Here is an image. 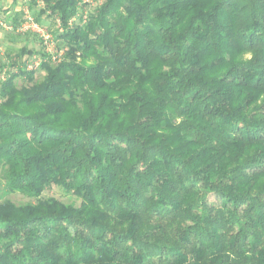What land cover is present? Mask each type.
I'll list each match as a JSON object with an SVG mask.
<instances>
[{"label": "trees", "instance_id": "trees-1", "mask_svg": "<svg viewBox=\"0 0 264 264\" xmlns=\"http://www.w3.org/2000/svg\"><path fill=\"white\" fill-rule=\"evenodd\" d=\"M43 3L66 49L0 82V170L79 204L1 202L0 264H264V0Z\"/></svg>", "mask_w": 264, "mask_h": 264}, {"label": "rangeland", "instance_id": "rangeland-1", "mask_svg": "<svg viewBox=\"0 0 264 264\" xmlns=\"http://www.w3.org/2000/svg\"><path fill=\"white\" fill-rule=\"evenodd\" d=\"M38 1L40 0H0V17L8 19V16L14 13V8H20V7H23L24 5H27V6L29 5L28 6L29 10L31 14L35 17V15L40 10V8L43 7V3L41 5ZM101 1L102 0H92L91 4L85 6L81 10L86 11L88 8L92 9L95 5L99 4ZM47 15H48V12L43 13L40 16L39 23H41L42 25H45L49 30L51 31L53 30L52 32L54 33V31L57 29L56 19H54L53 17L47 16ZM56 43H57V46L61 45V41L59 40L56 41ZM25 44L29 46L30 47L29 49H32L33 52H38L41 48L40 41L37 35L35 34H32V33L14 34L10 32L0 31V46H1L0 75L6 69V72H7L6 78H8V73L11 72L13 68H15V70H13L14 72L17 71L16 68L21 69L19 68L21 64V60L25 57L19 58L17 55L19 53V50L23 46H25ZM7 60L9 62H7ZM47 63L55 64L57 62L49 61ZM40 67L41 66H39L35 70H32L33 78L31 81L28 80L27 77H25L24 75H18L14 79L15 84L17 86L30 85L33 82H38L42 80L45 74V70ZM30 71L31 70H29L28 72ZM2 81L4 80L0 79V82ZM48 197H55L66 204L68 203H74L76 205L79 204V200L73 194L64 192L61 188H59L58 186L54 184L47 187L38 198L44 199ZM38 198L29 197L20 192L8 191L5 187V180H4L3 173L0 170V203L8 200L16 205H23L27 203H35L38 200ZM208 200L211 202H214L215 197L212 194H209Z\"/></svg>", "mask_w": 264, "mask_h": 264}, {"label": "built area", "instance_id": "built-area-1", "mask_svg": "<svg viewBox=\"0 0 264 264\" xmlns=\"http://www.w3.org/2000/svg\"><path fill=\"white\" fill-rule=\"evenodd\" d=\"M41 5L43 0L38 1ZM83 3L91 4L92 0H83ZM44 5V3H43ZM22 13V20L14 23L6 18L0 17V31L10 32L14 34L32 33L37 35L40 41V52H34L21 60L20 67L24 71L35 70L43 62H59L63 58L65 47H58L54 34L48 28L39 24L34 16L31 14L29 7L24 5L20 7ZM85 14V11H84ZM85 17V15H84ZM77 19L74 16L70 19L69 24H72ZM56 27L60 29L59 19H56ZM1 49V46H0ZM18 69V68H16ZM6 69L1 73L0 79L5 80Z\"/></svg>", "mask_w": 264, "mask_h": 264}, {"label": "crops", "instance_id": "crops-1", "mask_svg": "<svg viewBox=\"0 0 264 264\" xmlns=\"http://www.w3.org/2000/svg\"><path fill=\"white\" fill-rule=\"evenodd\" d=\"M29 6V5H28ZM16 12H21V10H20V8H14V13H16ZM13 13V14H14ZM42 25V24H41ZM42 26H44V27H46L45 25H42ZM47 28V27H46ZM25 46H27L26 44H25ZM27 48L29 49L30 47L29 46H27ZM34 53V52H33ZM30 54H32V53H30ZM30 54H28V55H30ZM27 55V56H28ZM24 57V56H23ZM26 57V56H25ZM7 62H9L8 60H7ZM9 64V63H8ZM7 70H9V69H7ZM11 70V69H10ZM13 70H15V68H13L11 71H13Z\"/></svg>", "mask_w": 264, "mask_h": 264}]
</instances>
